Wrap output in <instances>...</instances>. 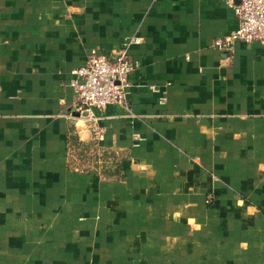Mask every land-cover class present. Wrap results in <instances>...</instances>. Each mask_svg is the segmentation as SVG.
Listing matches in <instances>:
<instances>
[{"label":"crops","instance_id":"crops-1","mask_svg":"<svg viewBox=\"0 0 264 264\" xmlns=\"http://www.w3.org/2000/svg\"><path fill=\"white\" fill-rule=\"evenodd\" d=\"M236 28L226 0H0V264H264V50L212 48ZM128 43L125 106L78 112L69 72Z\"/></svg>","mask_w":264,"mask_h":264},{"label":"built area","instance_id":"built-area-1","mask_svg":"<svg viewBox=\"0 0 264 264\" xmlns=\"http://www.w3.org/2000/svg\"><path fill=\"white\" fill-rule=\"evenodd\" d=\"M233 11L237 28L213 40L212 48L220 53L232 52L236 43H259L264 50V0H226ZM138 39L131 43H137ZM124 49L113 56L95 51L80 66L69 72V87L78 112L92 115L107 106H125L129 76L134 64Z\"/></svg>","mask_w":264,"mask_h":264},{"label":"rangeland","instance_id":"rangeland-1","mask_svg":"<svg viewBox=\"0 0 264 264\" xmlns=\"http://www.w3.org/2000/svg\"><path fill=\"white\" fill-rule=\"evenodd\" d=\"M86 148L85 150L78 148L70 154L69 159L72 165L81 170L90 169L89 166L93 165V169L98 170L104 177H112L116 172V165L119 164L120 157L114 153L98 152L91 147Z\"/></svg>","mask_w":264,"mask_h":264},{"label":"water","instance_id":"water-1","mask_svg":"<svg viewBox=\"0 0 264 264\" xmlns=\"http://www.w3.org/2000/svg\"><path fill=\"white\" fill-rule=\"evenodd\" d=\"M76 116H82V117H84V118H86V117H87V115H86V114H83V115L76 114Z\"/></svg>","mask_w":264,"mask_h":264}]
</instances>
